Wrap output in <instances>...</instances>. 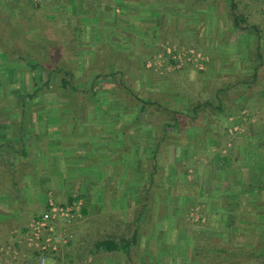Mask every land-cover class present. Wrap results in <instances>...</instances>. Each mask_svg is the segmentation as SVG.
Instances as JSON below:
<instances>
[{"label": "rangeland", "instance_id": "rangeland-1", "mask_svg": "<svg viewBox=\"0 0 264 264\" xmlns=\"http://www.w3.org/2000/svg\"><path fill=\"white\" fill-rule=\"evenodd\" d=\"M33 1L35 4L41 2V0ZM180 1V3L157 1L148 4L146 1L132 0H46V4L53 3L48 8L50 12H43V14L47 12L50 17L41 14L38 18L33 16L25 3L19 6L12 0H0V16L4 19L9 18L10 22L6 21L8 27L12 31L19 32V39L15 45L18 51L24 53L28 49L22 39L23 34L29 41L37 40L41 35L49 37L55 41V44L51 45L47 60L52 65L61 64L69 67L74 64L76 68H73V65L72 68L75 69L76 83L89 88L93 80L89 76V67L96 54L94 50L98 45L109 44L111 47L108 48L114 49L121 63L125 65L124 78L134 93H142L144 97L162 101L166 109L169 107L171 111H177L181 116L178 131L169 130L173 146L170 153L168 152L164 158L159 155L161 160L156 161L157 164L154 163L158 175L155 179L156 187L153 195L154 230L150 234L154 244L147 252L149 257L144 254L145 259L143 253H130L128 256H123V259L104 252L92 255V249L97 241L117 237L115 226L108 224L109 220L104 221L101 217L102 213L106 215L112 211L106 208L89 212L85 220L77 224L74 231L75 238L72 244L69 242L67 248L60 252L58 257L62 260L58 264H138L139 260L144 261L141 264H233L234 262L264 264L262 256L253 258L237 256L233 261L226 263L224 253L217 254L215 250L210 253L211 249L205 254L199 251L200 255H198V244L205 246L209 243H212L210 246L218 249H228L229 253L246 254L251 250H264V239H262L264 224H259L261 220L259 215L264 214V192L258 193L256 191L258 189L253 187L252 191L246 194L247 201L244 202V198L241 200L247 206L245 211L248 215L237 219L232 217V213L238 193L220 189L223 176H226L229 186L248 185L249 179H256L253 175H249L252 171H249L247 166L237 172L230 166H226L227 169L218 167L220 165L216 163L214 157L211 158L204 153L202 154L207 164L212 165L207 167L204 165L206 162L202 161L203 163L198 166V153L204 150L202 141L207 140L209 135L217 136V139L221 140L217 147L222 148V140L225 137L230 138V142L231 139H235L233 141L235 143L236 140L239 142L242 138L248 139L249 136L264 132V111H262L264 98H260L263 102L258 103V96H243L245 93L234 96L222 94L216 97L215 90L225 85L222 83L224 81L216 77L227 74L220 73L223 67H227L221 62L222 58L217 56L216 59V55H213L216 47L224 42L222 35L216 31L214 24H207V21L202 25L198 24V15L193 16V12H197L198 8L193 10L183 6L188 1L194 0ZM218 1L220 5L217 11L221 14L227 13V9L231 12L235 9L234 12L239 14L242 1ZM255 2L256 0H247L249 12L250 10L252 12V17L249 19L254 25L260 24L264 30V0H259L258 5H254ZM141 4L149 7L141 8ZM258 9L261 13V15L259 13L260 17L257 16V12L254 14ZM62 12L66 13L61 15ZM236 16H241V20L245 22L248 20L242 15L236 14ZM119 23L123 26L122 31L116 27ZM111 30L114 32L110 33ZM125 31L135 39L126 37ZM141 44L150 47L152 53L149 55L146 50L141 52V49L135 52L137 46ZM166 46L192 49L202 53L207 58L205 66L199 69L186 64L181 69L175 68L171 57L163 55ZM159 54L163 56L160 59ZM10 55L15 59L14 61H10L3 54L0 56V95H5L4 101L0 100L2 105L16 104L14 90L22 89L26 94H33V85L36 81L35 71L25 63L19 62L18 54ZM40 75H44V78ZM37 79L38 84L48 80L43 73H39ZM97 80V88L101 93L87 101L90 106L121 107L131 103L121 88L117 84L113 85L114 80L104 76ZM55 84H58V80ZM113 89H116L114 95L119 96L114 97L111 92ZM51 92L47 90L39 92L31 104L50 103L52 98H57L56 103L63 104L69 101L56 95L53 97ZM42 94L44 96L40 97ZM219 106L224 110L218 111ZM168 113L164 112L161 118H170L171 114ZM104 115L108 117L107 119H115L116 114L106 112ZM123 115L122 120H130L135 116L133 112ZM145 117L146 114L144 120H147ZM153 121L156 124L158 122L156 119ZM260 124L263 127L254 128ZM234 128L238 130L234 131ZM156 131L159 132L158 129ZM231 131L234 132L233 135ZM190 137L191 140L188 141L187 138ZM155 140L157 143V138ZM186 140L187 144H183ZM231 146L232 143L227 145V148ZM212 151L217 155V148ZM247 164L250 165L251 162L248 160ZM180 177L184 180L182 183ZM146 178L142 175L139 180L145 181ZM214 181L216 185H212L215 184ZM256 182L258 181L251 184L256 186ZM210 190L214 192L211 194ZM201 205L205 206L204 210ZM202 213H207L203 220ZM162 220L166 221L164 225L161 223ZM159 226L165 228V233L167 230H173L170 234L168 232L165 234L170 235L169 239L172 243L162 239ZM21 250L22 257L29 251L23 244Z\"/></svg>", "mask_w": 264, "mask_h": 264}, {"label": "crops", "instance_id": "crops-1", "mask_svg": "<svg viewBox=\"0 0 264 264\" xmlns=\"http://www.w3.org/2000/svg\"><path fill=\"white\" fill-rule=\"evenodd\" d=\"M239 1H242L239 14L234 12L235 9L233 12L227 9V13L221 14L217 11L220 5L218 0H198V6L195 4L191 9L198 8L197 12H193V16L198 15V24L202 25L204 21L210 25L214 24L224 41L216 47V52H213L216 59L219 56L223 65L227 66L224 68L222 65L223 69L220 71L221 74H227L216 77L225 83L215 90L216 97L222 94L234 96L245 93L243 96H258V103H261L263 101L260 98H264V30L260 24L254 25L249 19L252 12H249L247 0ZM255 4L258 5L259 0H256ZM140 6L149 7L144 4ZM183 6L186 7L185 4ZM256 12L260 17L259 9L254 14ZM236 14L248 20L245 22ZM116 27L121 31L123 29L120 23ZM109 32L113 33L114 30ZM41 78H44V75ZM100 93L101 91L98 95ZM112 94L114 95L113 92ZM14 95L16 104H0V244L9 243L21 252L24 233L35 219L48 210L50 202L67 205L74 199H81L84 204L82 218H78L66 228V231L73 235L70 244L75 238L77 224L85 220L89 212L108 208L112 211L106 215L102 213L101 217L104 221L109 220L108 224L115 226L117 237L113 239L130 241V253H143V256L146 254V257H149L147 252L154 244L150 234L154 230L155 222L153 195L158 175L155 162L161 160L160 156L164 158L173 147L170 129L167 130L166 136L163 131L157 132L156 129L161 127L148 117L147 120H139L134 106H90L86 101V104L75 107L69 101L56 103L57 98H52L50 103L32 105L38 94L30 99V94L17 89L14 90ZM51 95L59 98L57 92L52 91ZM42 96L44 95H40ZM4 99L5 95H0L2 102ZM217 110L224 108L219 106ZM106 112L116 114L115 119H107L104 115ZM132 112L135 114L133 119L122 120L123 113ZM259 127H263L262 124L254 128ZM217 138L211 134L207 140L202 141L204 150L198 153V166L202 161L206 162L204 165L207 167L212 165L207 164L204 158V154H207L211 158L214 157L220 165L218 167L230 166L237 172L247 166V169L252 171L249 175L256 177L249 179V184L242 187H230L226 176H223V182L220 183V189L238 193L237 199L234 200L232 217L241 219L248 215L242 198L246 202V194L250 193L253 187L258 189V193L264 192V132L249 136L248 139L242 138L239 142L236 140L235 143V139L230 142V138L225 137L222 140V148L217 147L221 141ZM187 139L190 141L191 137ZM186 142L187 140L183 144H187ZM231 143L232 146L227 148ZM216 148L217 155H214L212 150ZM248 160L250 165L247 164ZM256 160L258 162H255ZM142 175L147 177L145 181L139 180ZM179 180L181 183L184 181L181 177ZM254 181H258V186L251 184ZM210 192L212 194L214 191ZM200 207L205 209V206ZM206 214L202 213V220ZM259 219V224H264V214L259 215ZM156 221L158 223V220ZM161 223L164 225L166 221L162 220ZM56 226L60 231L61 224L57 223ZM164 231L165 228L159 226L162 239L170 241V235L165 234H170L173 230H167L166 233ZM66 248L67 246L60 247L56 259L58 263L62 260L58 257L60 252ZM212 252L213 249L210 253ZM239 253L238 257L253 258L264 254V250ZM224 254L226 263L236 258L232 255L234 252L226 251ZM115 255L122 259L127 256L122 251ZM37 257V254L28 251L10 264H36ZM6 261L0 258V264H6ZM137 262L141 264L144 261Z\"/></svg>", "mask_w": 264, "mask_h": 264}, {"label": "trees", "instance_id": "trees-1", "mask_svg": "<svg viewBox=\"0 0 264 264\" xmlns=\"http://www.w3.org/2000/svg\"><path fill=\"white\" fill-rule=\"evenodd\" d=\"M15 5H21L22 3H25L28 6V9L32 11L33 16L38 18L40 17L43 12L48 11V8H50L53 3L46 4V0H41V2L35 4L33 0H12ZM134 2L137 1H146L148 4H151L153 2L161 1V2H167V3H174L178 2L180 3V0H132ZM198 6V0L194 1H188L185 6L187 8H192L193 6ZM50 12V11H48ZM66 12H62V14H65ZM60 15V13H59ZM44 17H50V15L43 14ZM6 19V20H5ZM3 18L0 16V56L3 54L7 57L10 61H14L15 59L11 58L10 54H18L19 62L25 63L29 68L33 69L36 74V81L33 85V94H30L28 96L30 99L33 98V96L37 95L39 92L43 90L48 91H54L57 92L59 97L63 99H68L70 104L77 107V105H83L86 104V101L93 99L94 97H97L99 94V90L97 88L96 80L99 78H111L114 80L113 85H118L119 88L129 97L131 100V103H127L128 106H134L137 109L138 112V119L143 120L144 114H146L145 118H149L151 120L156 119L157 125L160 124L159 132L163 131L165 133L164 136H166V132L168 129H174L176 132L179 129V119L181 118L180 113L177 111H171L168 107L164 106V103L159 100H155L154 98H147L144 97L142 93H134L132 88L127 84L125 81V69L123 68L125 65H123L118 58L119 55L114 49H109L111 45L109 44H102L96 46L97 48L95 51L94 59L91 63V67H89V76L91 79H93L90 83L89 88H86L85 85H79L76 83V75L74 73L73 68H76L74 64H71L69 67L66 65H52L47 59L49 58V49L52 48L51 45L55 44L54 40H51L49 37L41 35L39 39L37 40H31L25 39V35H22V39L24 41V44L28 46V49L23 53V51H18L15 49V45L17 40L19 39L18 31H12L8 25L6 24V21L10 22L9 18ZM9 30V31H8ZM124 33H127L126 31ZM126 37L135 39V37L129 33L125 34ZM74 41V40H72ZM110 46V47H109ZM109 47V48H108ZM152 47V46H151ZM8 49H11L8 50ZM148 52L150 55L152 51L150 50V47H145V45L141 44L140 46H137V50L135 52L140 51ZM117 53V54H116ZM134 53V52H131ZM153 56V55H152ZM34 59L36 61H34ZM146 62V61H145ZM172 64H174V61L172 60ZM73 65V68H72ZM40 70V71H39ZM39 73L45 74L47 76L48 80L46 82H42V84H38L37 77L39 76ZM42 77V75H40ZM58 80V84H55V81ZM98 81V80H97ZM57 85V86H56ZM112 89V88H110ZM113 93H115L116 89L111 90ZM87 95V96H86ZM119 95H114V97H117ZM27 97V98H28ZM88 99V100H87ZM167 111H166V110ZM169 110V111H168ZM164 112H169L170 118L163 119L161 118L163 116ZM161 114V116L159 115ZM157 164V162H156ZM85 213V212H84ZM198 244V252H207L208 249H213L217 251L218 253H226L228 252V249H218L215 246H210L212 243H209L208 245L205 244V246H199ZM130 241L127 240H115V239H107L102 241H97L94 244V248L92 249V255H97L100 252L108 253V254H115L119 252H124L127 254V256L130 254ZM209 246V248H208ZM258 252V250L256 251ZM255 253V252H254ZM235 257L240 256L239 252H234ZM260 256L264 257V254L262 253Z\"/></svg>", "mask_w": 264, "mask_h": 264}, {"label": "built area", "instance_id": "built-area-1", "mask_svg": "<svg viewBox=\"0 0 264 264\" xmlns=\"http://www.w3.org/2000/svg\"><path fill=\"white\" fill-rule=\"evenodd\" d=\"M163 55L171 57V60L174 61L173 65L178 69L183 68L186 64L203 69L207 61L206 56L200 52L171 46L165 47ZM161 57L163 56L161 55L159 59ZM237 130L238 128H234V131ZM233 133L231 131L232 135ZM83 206L81 199H74L67 205L50 202L48 210L31 223L29 229L24 233L25 239L22 244L33 254L38 255L36 264H58L56 255L60 251V247L67 246L71 240V234L66 231V228L78 218H82ZM57 223L61 224L60 231L57 230ZM0 255L3 261L7 260L6 264H10L20 258L21 252L13 245L5 243L0 244Z\"/></svg>", "mask_w": 264, "mask_h": 264}]
</instances>
